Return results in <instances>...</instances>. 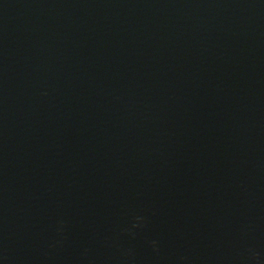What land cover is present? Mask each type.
<instances>
[{"label": "water", "instance_id": "1", "mask_svg": "<svg viewBox=\"0 0 264 264\" xmlns=\"http://www.w3.org/2000/svg\"><path fill=\"white\" fill-rule=\"evenodd\" d=\"M0 264H264V0H0Z\"/></svg>", "mask_w": 264, "mask_h": 264}]
</instances>
